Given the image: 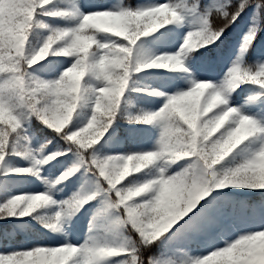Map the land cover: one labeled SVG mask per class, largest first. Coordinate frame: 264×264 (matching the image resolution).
<instances>
[{"label": "snow or ice", "instance_id": "6c2138e0", "mask_svg": "<svg viewBox=\"0 0 264 264\" xmlns=\"http://www.w3.org/2000/svg\"><path fill=\"white\" fill-rule=\"evenodd\" d=\"M249 10L255 15L241 39L240 50L234 59L231 56L225 59L227 30ZM93 14H103L122 26L117 31L90 26L88 20ZM151 14L163 17V23L148 31L137 27ZM189 15L196 17L195 27L184 34L178 50L164 53L179 57L183 67L157 66L156 60L163 54L145 51L141 38L156 33L154 39H164L172 31L166 26L183 23ZM38 27L45 31L36 33ZM205 27L212 29L210 43L190 51L182 48L190 33ZM158 29L162 31L157 33ZM54 33H67V39L91 36L96 42L74 55H64L68 58L67 64L50 59L53 51L45 59L29 63ZM100 33L114 34L116 38L108 36V42H103ZM261 33H264V0H165L163 3L149 0L137 5L125 0L116 3L110 0H0V176L35 175L50 186L44 191L25 192L34 197L35 209L19 214L20 209H14L13 205L25 193L12 191L11 185L16 181L0 182V264H73L85 251L90 254L89 264H264V242L260 241L264 237V87L240 83L223 107L207 115L200 110L207 88L201 82L216 81L219 85L231 72L240 69L250 73L264 71V49L257 51ZM110 49H116L119 55ZM114 59L121 63L117 69L122 81L120 103L104 118L106 131L98 142L91 146L78 144L68 134L86 121L74 117L63 131H57L62 125L57 122L56 113L51 118L45 114L39 93L35 91L36 84L41 79H57L65 68L79 62L85 67L80 90L90 93L95 100L100 95L97 90L113 86ZM218 67L222 75L202 78L206 70ZM153 68L185 71L164 74L159 87H136L137 74ZM185 87L187 90H183ZM133 92L164 97L166 102L157 109L140 107L136 113H141V117L131 118L127 106ZM228 109L232 111L220 121L222 126L218 129L203 127L210 117ZM33 117L53 130L52 138L39 148H34L24 135L26 122ZM117 121L149 125L159 121L162 131L152 148L129 147L113 153L111 143L117 135ZM173 136L178 140L177 145L170 143L169 138ZM21 137L29 142L20 145ZM53 140L56 147L49 150ZM218 141L223 142L219 148ZM165 151L174 156V162L154 174L145 169L117 182L107 167V161L114 156ZM37 155L41 158L37 159ZM15 156L31 163L16 164L12 160ZM56 157L69 163L47 180L42 175L43 166L53 161L59 163ZM73 179L82 183L76 191L59 200L56 213L61 220L64 209L72 206L68 217H75L86 204L95 202L97 207L89 222V235L77 246L45 233V239L22 247L27 237L20 233H26L31 225L9 218L26 217L41 209V204L57 203L54 195L62 188L56 186ZM145 180H151L156 187L135 194ZM142 209L147 210V217ZM100 218L108 220L107 231L111 237L98 239L91 234ZM71 226L70 219L67 227ZM72 246L77 249L76 255L65 258L61 250Z\"/></svg>", "mask_w": 264, "mask_h": 264}, {"label": "clouds", "instance_id": "9594fccd", "mask_svg": "<svg viewBox=\"0 0 264 264\" xmlns=\"http://www.w3.org/2000/svg\"><path fill=\"white\" fill-rule=\"evenodd\" d=\"M7 5H5V8ZM164 18H157V14L147 15L137 24V27H143L145 31L151 30L158 23H163ZM230 22V21H229ZM90 26L98 27L108 31H117L119 25L117 21L110 19L103 14H93L88 20ZM226 26V25H225ZM211 28L205 27L197 29L195 32L190 33L189 37L185 39L182 48H187L189 51L198 46L211 42L210 32ZM96 41L91 37H77L75 39H67V33H54L50 35L43 46L35 52L29 63H37L39 60L45 59L50 52L53 51V45H57L55 53L71 56L78 51L86 50L91 43ZM110 51L116 53V49H110ZM113 79L112 87L102 88L99 91L100 95L92 99V95L85 94L80 90V81L85 71V67L79 62L73 63L69 68H65L55 80L41 79L36 84V89L39 93V101L45 114L50 118L53 113L57 114V122L61 123V127L57 128V131H63L69 124L72 123L74 117L81 121H86L81 127L77 128L74 132L68 134L69 139L75 140L78 144H87L91 146L92 143L99 141L106 128L104 125V118L112 114L113 109L119 105L120 97L122 94V81L120 80L121 73L117 69L121 66V63L117 60H113ZM157 66L167 65L169 67H183L182 61L179 57L169 56L163 54L156 60ZM27 71V70H25ZM252 80L256 83L264 85V71H258L250 73L244 69L239 71H233L230 75L223 80L219 85L211 81L201 82L207 85L205 95L201 101V112L207 115L208 112L213 111L215 108H219L222 104L228 102L229 95L235 88L239 87L240 83ZM131 103V101H129ZM79 108V112H77ZM89 110L91 115H89ZM2 111V109H0ZM232 110L228 109L225 112L218 114L217 116L210 117L209 120L204 122L203 127L205 129L214 130L218 129L220 121L223 120L228 113ZM127 113L131 118H140L141 113H132L127 109ZM110 123V121H108ZM172 145H177L178 140L176 137L169 138ZM223 143L217 142V148ZM170 151V150H169ZM215 151V149L213 150ZM56 153H53L55 156ZM172 162H174V156L169 154L168 151L155 153H133L128 157L114 156L107 161V167L111 174H113L117 182L132 175L135 172H141L148 169L149 174H154L158 171L165 170ZM197 174L198 170H197ZM156 185L151 180H145L139 185L135 194L151 190ZM44 196V193L39 194ZM34 197L25 193L22 196L16 198L13 208L20 209L19 214H24L25 210H34L33 205ZM30 206L31 209H30ZM44 205L41 204V207ZM143 214L147 217V210L142 209ZM72 213V206H67L64 209V216H70ZM38 221L46 226H51L56 230L58 229L59 216L54 214H43L38 216ZM98 239H103L104 236H97ZM260 241L264 242V237H260ZM62 255L65 258H71L76 255L77 249L75 246L62 249ZM90 254L85 251L81 253L80 260L74 261L73 264H89Z\"/></svg>", "mask_w": 264, "mask_h": 264}, {"label": "rangeland", "instance_id": "374dc122", "mask_svg": "<svg viewBox=\"0 0 264 264\" xmlns=\"http://www.w3.org/2000/svg\"><path fill=\"white\" fill-rule=\"evenodd\" d=\"M110 2L116 3L117 1H110ZM147 2H149V0H139L137 4H143ZM159 2L163 3L165 2V0H159ZM247 15L252 20L255 13L249 10L247 11ZM195 20L196 17L189 15L185 18L183 23L177 24L176 22H173V24L166 26L172 28V31L167 33L164 39H159V40L154 39L156 33L148 34L146 37L141 38L142 47L144 48L145 51L155 55H161L164 54L165 52H174L178 50V48L180 47V42L184 37V34L190 28L195 27V24L193 23V21ZM160 31H162V29H158L157 33H159ZM235 31L237 32V35L233 38L231 42V48L229 50V54L225 56V59H227L229 56H231L234 59L236 54L239 52L240 42L246 31V27L244 26V24L236 25ZM111 35H113V37ZM108 36H111L113 39L115 38L114 34H108L107 36L104 37L103 42H108L106 39V37ZM33 42L35 43V40ZM261 49H264V43L261 44ZM51 57L52 56H50L49 58L54 60L64 61L65 64H67L68 58L65 57L51 58ZM175 71H185V69L175 70V69L153 68V69L144 70L141 73L137 74L136 87H145V86L153 87L154 84L160 86L163 83L161 77L164 76V74L166 73H172ZM53 74L54 73H48V75H53ZM212 76H216V69L206 70L202 78H210ZM186 83H188V86H190L189 82ZM246 85L251 87H264V86H257L254 84V82L248 83ZM183 90H187V88L185 87ZM169 94H173V93H169ZM129 101H131V103L142 105L144 108L147 109H157L160 106H162L164 102H166V99L164 97H156L145 93L133 92L129 96ZM28 125L29 122H26V127ZM115 127L117 129V135L111 143V151L113 153L117 151H124L126 141H130L136 147L138 146V147L152 148L155 144V141L159 133L162 131V126L156 125L154 123L151 125L143 123L140 125L131 126L128 129L126 135L121 134L118 124H115ZM47 128L51 129L48 126ZM36 158L40 159L41 157L37 155ZM12 160L14 163L19 164L21 166H26L31 163V161L24 160L20 156L12 157ZM56 160H59L60 162L56 163L55 161H53L50 162V164H46L43 166L44 172L42 173V175L47 180H51L55 175L58 174L59 170H62L69 163V161H64L60 157H56ZM5 179L16 181V183L11 185L12 191L14 193L44 191L45 189H48L50 187L49 184L45 183L44 180L38 179L35 175L16 174V175H11L9 177L0 176V182H3ZM81 183H82L81 180L73 179L70 183L56 186L58 188H62V191H57L54 195V200H56L57 203L45 205L41 209L36 210L35 213L30 214L29 216L10 217L9 219H11L16 223L27 222L31 226L39 224L41 225L40 229L43 231V233H50L51 235H54L61 240L72 241L77 246H79L89 235V226H90L89 222L92 220L93 214L96 211V207H97L95 202H89V204H86L83 208H81V210L76 214L75 217L64 216L59 221L58 224L59 230L57 231L49 230L40 221L36 220L35 216L43 215V214L51 215L56 213L59 210V203H58L59 200L69 196L72 192L76 191ZM70 219L72 220V226L69 228L67 227V224ZM95 223L96 226L95 228L92 229L91 232L92 235L111 237V233L107 231L108 220L106 218H100L96 220ZM21 234L27 237L25 240V244H26L27 240L29 239V237L27 236L28 234L27 232L26 233L21 232Z\"/></svg>", "mask_w": 264, "mask_h": 264}, {"label": "trees", "instance_id": "16d2710c", "mask_svg": "<svg viewBox=\"0 0 264 264\" xmlns=\"http://www.w3.org/2000/svg\"><path fill=\"white\" fill-rule=\"evenodd\" d=\"M110 1H117V0H110ZM139 0H125V3H131L133 5H137ZM173 2H178V0H173ZM190 2V0H189ZM242 18L232 27H230L228 31V44L226 46L225 49V56L229 54V50L231 48V42L233 40V38L237 35V32L235 31V26L239 25V24H244V26L247 27L248 25L252 22V20L249 18V16L247 15V11L245 13L241 14ZM45 20H49L50 18L48 17H42ZM36 33H41L44 32L45 30L43 28H36ZM108 34L106 33H100L99 34V38H101L102 40L104 39L105 36H107ZM113 37V35H111ZM115 37V36H114ZM116 38V37H115ZM114 38V39H115ZM121 40L123 38H120ZM35 40V39H34ZM258 44H257V51H259L261 49V44L264 43V33H261V35L258 38ZM210 46V45H208ZM55 48L56 46H53V53H50V56H52L51 58H57V57H65L63 54H55ZM67 58V57H65ZM217 75H222V72L220 70V68H216V76ZM137 77V76H136ZM214 83H216V81H214ZM245 84L248 83H252V82H244ZM153 87H159L158 85L154 84ZM143 107L142 105L136 104V103H129L128 104V109L133 112L136 113L138 112L139 108ZM219 107H223V106H219ZM144 108V107H143ZM147 109V108H145ZM116 124H118L119 129L121 134H127L128 129L131 126L134 125H140L143 123H129L127 121H117ZM154 124L156 125H161L162 126V122H154ZM52 129L47 128L46 125H44L42 122H40L39 120H37L35 117L32 118V120L29 122V125L26 127V131L24 132V135L29 137V140L31 141V144L34 148H39V145L44 143L46 140L51 139V133H52ZM29 141H26L23 139V137L20 138L19 140V144L23 145L25 143H28ZM56 147V141L53 140V143L49 146V150L55 149ZM129 147H136L134 144H132L130 141H126V145H125V150L128 149ZM138 147V146H137ZM11 220V219H10ZM0 223H2V221H0ZM41 225H32L30 228H28L27 231V236L29 237V239L27 240V243L25 244V240L22 243V247H30L33 243L34 240L37 239H45L46 236L44 235L45 233H43V231L40 229ZM20 235L22 237H24L25 235L21 234Z\"/></svg>", "mask_w": 264, "mask_h": 264}]
</instances>
